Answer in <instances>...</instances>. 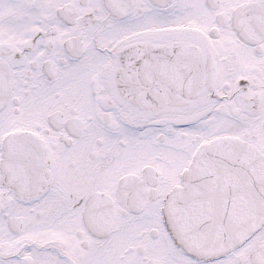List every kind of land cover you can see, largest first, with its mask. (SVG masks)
<instances>
[{"label":"snow or ice","instance_id":"1","mask_svg":"<svg viewBox=\"0 0 264 264\" xmlns=\"http://www.w3.org/2000/svg\"><path fill=\"white\" fill-rule=\"evenodd\" d=\"M0 264H264V0H0Z\"/></svg>","mask_w":264,"mask_h":264}]
</instances>
